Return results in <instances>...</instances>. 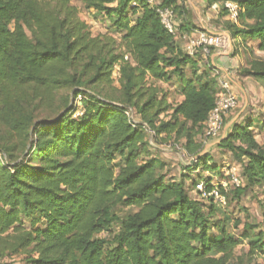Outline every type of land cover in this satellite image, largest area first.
<instances>
[{"label": "trees", "instance_id": "trees-1", "mask_svg": "<svg viewBox=\"0 0 264 264\" xmlns=\"http://www.w3.org/2000/svg\"><path fill=\"white\" fill-rule=\"evenodd\" d=\"M78 1L122 31L124 50L112 35H93L70 0H0V264L16 256L24 264H232L240 242L211 218L216 204L206 211L146 149L151 131L156 141L183 140L192 158L203 149L198 138L216 105L218 75L199 74L147 0ZM175 1L161 4L174 10ZM227 1L240 7L238 23L227 21L231 35L250 36L264 52V0L206 3ZM243 74L264 88V58ZM175 76L184 99L173 106L152 81ZM253 125L234 123L218 145L241 163L239 192L264 185V143ZM210 162L211 153L184 166L199 171L194 189L214 171ZM252 230L246 224L250 253L264 256V234Z\"/></svg>", "mask_w": 264, "mask_h": 264}, {"label": "rangeland", "instance_id": "rangeland-1", "mask_svg": "<svg viewBox=\"0 0 264 264\" xmlns=\"http://www.w3.org/2000/svg\"><path fill=\"white\" fill-rule=\"evenodd\" d=\"M70 3L77 7L79 16L82 20H84L93 35L99 34H107L112 35L117 40V46L119 51L124 50L122 45L121 37L123 35L122 31L118 30L113 23L107 18L104 13H98L95 11L94 8H88L85 4L81 3L78 0H70ZM220 14H225V5L219 4ZM176 7V9L174 8ZM180 6H182V10L185 12L186 20L183 21V30L188 35L192 33V27L197 28V26H193L195 24L192 21V17L190 16L187 7L189 6L188 0H176L172 7L174 8V12L177 16L178 21L181 20L183 14L181 13ZM230 20V19H229ZM225 27L227 26V22H224ZM190 33H188V31ZM177 43H181L185 41L183 39V34L178 31L176 34ZM185 44V43H184ZM264 58V55L260 56ZM130 58V57H129ZM208 57L202 58L203 61L206 60ZM206 69H209L208 63L205 64ZM204 67V68H205ZM199 70L201 69L198 67ZM170 71V69H169ZM185 71L187 72L188 76H191V68L190 66H185ZM113 76L115 78V84L119 86V66H116L114 69ZM154 85H156L160 89L159 96H165V98L172 104L173 106L180 103L183 99L181 94V89L179 87V82L177 80V76L172 77L170 82H162V81H152ZM261 85V84H260ZM235 96H237L239 101V109L244 105V97L243 95L231 87ZM261 89H259V92ZM261 95V94H260ZM80 100V98H79ZM262 98L256 97L253 98V102L257 107L256 112H252L250 110V104L247 106L240 116L238 121L246 122L252 120L253 122V132L256 135L257 140L260 143H264V103H261ZM78 106V112H81L80 104ZM252 106V105H251ZM253 107V106H252ZM237 110V109H236ZM236 110L232 111L231 114L234 112V115L238 112ZM248 112V113H247ZM172 111H169L161 116L163 120H168L170 118ZM247 115L244 117V115ZM230 114V115H231ZM231 115V116H232ZM134 118L139 120V116L134 113ZM232 118V117H231ZM237 121V122H238ZM226 123V122H225ZM222 135V132H221ZM220 135V136H221ZM150 135L147 137V146L151 153V156L156 158L160 163L163 164V168L160 169L162 173L166 175L168 179L171 180H181L183 181L186 186L188 187L190 195L199 199V195H197L193 183L195 180L199 179L198 173H192L188 171L187 173L184 172V165H189L190 160L192 159L187 153H185V149L182 145L184 142L183 140L178 143L176 142L175 135L166 136L162 135L157 138H152L150 143ZM212 138H208L205 133L200 135L198 140L201 142H206ZM211 162L210 164L213 166L214 171L217 172V176L222 179H228L227 175L225 174V167L228 166H236L238 170L241 172V163L235 159V157L227 150L220 148L219 146H214L211 150ZM117 160H120V157H117ZM147 159V156L142 153L140 156V162ZM203 168V167H201ZM223 170V171H221ZM212 170H209L204 173V177L206 178L209 176V173ZM203 174V173H202ZM229 180V179H228ZM230 184V183H229ZM230 189L228 191V197L226 204L218 205L216 204L214 207L216 208V212L211 216V218L215 221H220L221 224H224L227 228V231L235 236L240 244L236 247L233 252V256L231 259L232 264H264V256L261 254H251L250 253V240L244 237L246 224H250L253 226L252 236L256 237L259 235L260 232L264 234V185H256L250 188L241 189L240 192L238 189H235L231 184L229 185ZM243 188V187H241ZM205 206L206 211H209L212 204L202 201ZM24 222L28 228L31 229L30 219L24 217ZM45 222L41 221L38 225L35 226L34 229L38 227H43ZM101 237H106L107 234L103 233L100 234ZM22 256H16L12 259H6V263L14 261L13 264H24L21 260Z\"/></svg>", "mask_w": 264, "mask_h": 264}, {"label": "built area", "instance_id": "built-area-1", "mask_svg": "<svg viewBox=\"0 0 264 264\" xmlns=\"http://www.w3.org/2000/svg\"><path fill=\"white\" fill-rule=\"evenodd\" d=\"M148 4L155 8L164 27L174 36L179 31L180 20L178 21L174 10L171 7L162 6L161 0H147ZM225 7L228 10V16L234 23H238L240 7L236 2L227 1ZM185 51L190 56L195 57L202 52L206 55L213 53L215 50H227L230 46L229 39L221 34L208 33L200 31L196 36L186 38ZM220 92L217 95L216 105L210 112L206 127L205 135L208 138H214L221 135L225 124V119L232 111L239 107L237 96L233 93L229 81L219 79ZM80 113V112H78ZM130 116L134 122H138L130 110ZM153 136V132H150ZM223 171V170H222ZM225 174L228 179L220 177H206L198 181L195 186V191L202 200L209 201L214 204H226L227 194L230 189V184L235 188H240L244 185L240 170L236 166L225 167ZM230 183V184H229Z\"/></svg>", "mask_w": 264, "mask_h": 264}, {"label": "crops", "instance_id": "crops-1", "mask_svg": "<svg viewBox=\"0 0 264 264\" xmlns=\"http://www.w3.org/2000/svg\"><path fill=\"white\" fill-rule=\"evenodd\" d=\"M188 3V12L192 17V21L195 23L192 25L197 26V28H190L193 31L192 33L187 30L188 33H190L188 35L184 32L185 30L179 29L180 33L183 34L184 40H186V38L196 36V34L200 31H205L208 33L224 35L229 39L230 42V46L227 50H215L213 53L208 55L200 52L194 58H192L194 61L198 62L197 65L201 68L200 70H198L199 74L203 69L206 68L205 64L207 62L208 67L211 68L213 72L218 75V80L222 78L229 81L230 84L234 87V89L236 91H239L243 95L244 104L246 100H248L246 107L250 104V110L252 112H256L257 107L255 106V103L252 100L253 98L256 99V97H261V103L263 104L264 88L253 77L243 74V70L249 67L251 61L255 57H260L264 55V52L259 50V42L255 39H252L250 36L246 37L245 34L242 33L237 37H233L231 35V32L224 25V22L231 20H229L230 18L228 15L220 14L219 4H215L209 7L206 3V0H188ZM115 5L116 4L114 3L112 6ZM240 28L245 29V27L243 26H240ZM175 38L177 40L176 36ZM185 42L186 41H183L179 44L177 43V45L184 51ZM205 57L208 58L203 61L202 58ZM259 89H261L260 92ZM247 113L244 115V117L247 115ZM151 140L152 138H150V143ZM185 153H187L186 150ZM210 172L212 173H209V177H213L217 175L218 171ZM196 173H199V171H196ZM190 196L193 197L192 195Z\"/></svg>", "mask_w": 264, "mask_h": 264}, {"label": "water", "instance_id": "water-1", "mask_svg": "<svg viewBox=\"0 0 264 264\" xmlns=\"http://www.w3.org/2000/svg\"><path fill=\"white\" fill-rule=\"evenodd\" d=\"M247 103H248V100H246L244 106L235 114V116H233L231 119H229L224 124L221 136L214 137V138H212L210 140H207L205 142L203 149L190 160V165H194L200 158H202L204 156H207L211 152V150H212V148L214 146H218V145L222 144L223 141L228 139V137H229V129L231 128V126L234 123H236L238 121L240 116L243 114Z\"/></svg>", "mask_w": 264, "mask_h": 264}]
</instances>
